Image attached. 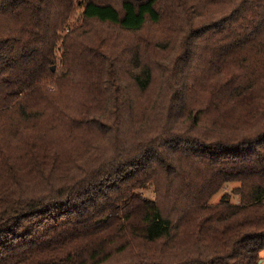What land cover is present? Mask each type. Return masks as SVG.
Instances as JSON below:
<instances>
[{"label":"trees","instance_id":"1","mask_svg":"<svg viewBox=\"0 0 264 264\" xmlns=\"http://www.w3.org/2000/svg\"><path fill=\"white\" fill-rule=\"evenodd\" d=\"M263 250L264 0H0V264Z\"/></svg>","mask_w":264,"mask_h":264},{"label":"rangeland","instance_id":"2","mask_svg":"<svg viewBox=\"0 0 264 264\" xmlns=\"http://www.w3.org/2000/svg\"><path fill=\"white\" fill-rule=\"evenodd\" d=\"M236 184H232V185H229V186H227L226 187V189L224 190V191H229L232 187H234ZM221 194H222V192H219V193H217L212 199H211V201L212 202H216V201H218V199H219V197L221 196ZM144 195H147V196H151V193H150V191L149 192H144ZM235 201H236V198H235ZM262 254L264 255V251L262 252Z\"/></svg>","mask_w":264,"mask_h":264},{"label":"crops","instance_id":"3","mask_svg":"<svg viewBox=\"0 0 264 264\" xmlns=\"http://www.w3.org/2000/svg\"><path fill=\"white\" fill-rule=\"evenodd\" d=\"M263 251L260 252V259L262 264H264V255L262 254Z\"/></svg>","mask_w":264,"mask_h":264},{"label":"water","instance_id":"4","mask_svg":"<svg viewBox=\"0 0 264 264\" xmlns=\"http://www.w3.org/2000/svg\"><path fill=\"white\" fill-rule=\"evenodd\" d=\"M259 263H261V259L259 260Z\"/></svg>","mask_w":264,"mask_h":264}]
</instances>
